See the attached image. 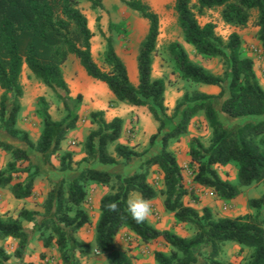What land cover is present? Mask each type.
<instances>
[{
  "label": "trees",
  "instance_id": "obj_1",
  "mask_svg": "<svg viewBox=\"0 0 264 264\" xmlns=\"http://www.w3.org/2000/svg\"><path fill=\"white\" fill-rule=\"evenodd\" d=\"M82 1L93 8L103 9V0H0V149L11 155L7 168L0 170V188H10L16 199L33 196L34 180L16 182L20 172L18 163L33 162V155L44 165L52 167L56 156L77 127L79 117L70 109L73 101L63 66L71 55L78 58L87 75L104 83L118 102L134 107H147L159 123V132L150 139L155 145L162 134L161 150L148 161L164 174V206L179 223L191 224L195 234L184 238L170 231H161L146 220L137 223L127 211V201L139 193L149 201L158 192L147 181V174L138 171H119L96 168L120 167V161L132 164L141 155L134 148L120 143L124 120L106 118L103 110L89 115L94 127L84 143V164H94L81 170L73 169V155L60 158L61 170L69 175L59 179L49 190L42 203L43 212L21 210L16 218H0V241L15 239L19 242L15 256L17 264L25 261L29 245L37 233L49 232L44 247L56 244L63 264H82L77 254L88 255L92 246L80 242L76 233L91 224L90 215L82 207L88 187L99 185L111 188L102 197L100 218L95 226V244L106 255L108 264H134L128 254L116 247L115 238L127 228L142 242L163 239L170 247V255L155 254L157 264H232L219 260L226 243H235L250 251L246 264H264V193L250 199L254 213L241 217L216 219L209 207L202 215L188 206L185 199L192 195L184 184L183 169L176 156L168 151L170 140L184 136L193 118L200 113L212 129V138L206 146L193 139L190 148L189 168L194 182L211 190L220 200L231 202L239 198L245 188L264 181V89L254 71L251 58L241 57L242 40L233 33L224 42L208 23L200 25L195 15L193 0H176L178 23L184 41L205 60L219 59L226 66L223 76L215 75L194 62L182 44L170 45L169 54L182 79L196 85L214 86L217 95L202 92L186 93L178 101L172 116L173 124L166 129L167 107L164 79H154L153 63L160 34V18L142 0H119L128 9L148 21L149 30L139 47L137 56L138 86L130 78L128 68L116 52L114 41L107 38L103 70L92 54L93 32L88 19L79 8ZM199 10L222 8L223 21L234 27H246L251 11L258 10L259 41L264 49V0H197ZM109 29L121 31V25L110 23ZM123 33V32H122ZM51 90L68 112L65 119L53 120L44 98L38 100L43 129L35 143L29 133L18 128L24 89L21 76L24 68ZM78 99H81L79 96ZM114 146L112 154L110 148ZM234 165L238 184L224 180L218 166ZM40 167V166H38ZM117 210L112 211L110 204ZM34 223V228L23 222ZM11 256L0 248V264H9ZM33 264V263H29Z\"/></svg>",
  "mask_w": 264,
  "mask_h": 264
},
{
  "label": "rangeland",
  "instance_id": "obj_2",
  "mask_svg": "<svg viewBox=\"0 0 264 264\" xmlns=\"http://www.w3.org/2000/svg\"><path fill=\"white\" fill-rule=\"evenodd\" d=\"M147 4L151 10L156 12L160 18V34L157 42V49L154 55L153 63V78L164 79L167 83L165 93V105L167 107L166 129L169 130L173 124L172 116L174 109L179 100L183 98L186 93L202 92L206 94L217 95L220 89L206 90L200 85L182 79L180 73L175 68L169 54V47L173 43H180L186 49L189 57L196 63L202 65L208 71L215 75L223 76L226 72V66L222 60L213 59L205 60L197 55L195 51L185 43L183 33L178 23V15L176 12V0H142ZM195 7V15L200 25L204 26L211 23L215 26L216 34L224 41L228 42L233 33H238L242 40L241 57L251 58L254 62V71L256 69L257 78L260 85L264 89V49L259 41L260 28L257 25L259 18V11L252 10L251 18L246 27H234L226 24L222 19V8L199 10L197 7V0H193ZM104 8H93L91 3L82 1L79 8L88 19L89 27L94 36L92 39V54L95 62L105 71L108 67L104 63V53L107 45V38L111 37L114 41V46L118 55L125 62L132 83L138 86V70H137V56L141 43L146 38L149 30V23L143 19L137 12L128 9L119 0H103ZM110 23L121 25V31L110 30ZM123 32V33H122ZM64 77L69 85L72 99L70 102V109L79 117L77 127L68 133L67 139L63 143H68L67 147H61L60 152L51 159L52 167L42 165L41 167L33 165V162L18 163L20 172L16 175V182H28L29 179L37 180L41 176H47L51 188L54 183L67 177L69 172L61 170L60 158L65 153L70 152L73 155V169L81 170L87 167H93L94 164H84L82 162L81 154L84 150V143L90 131L94 128L90 122L89 115L92 111L103 110L106 117L111 119L113 115L118 114L124 120L125 134H123L120 143H140V148L137 152L140 157L132 164H125L123 160H119L120 167H107L106 169L112 171L114 169L125 172L138 170L147 174V181L158 192V205L163 204L165 200L164 191V174L157 166L148 165L147 161L161 150L162 134L156 140L155 145H151L150 139L153 135L159 132V123L151 116L147 107H142L139 110H130L132 106L118 102L115 96L111 93L108 87L91 77H89L81 65L78 58L71 55L68 61L63 66ZM21 84L24 89V96L22 98V110L18 119V128L29 133L30 139L37 142L41 136L43 129V120L39 113L38 100L44 98L48 104V110L53 120L61 121L65 119L68 112L64 109L51 90L37 80L27 68H24L21 76ZM2 91L0 89V97ZM81 99H78V97ZM134 107V106H133ZM126 124V125H125ZM198 139L204 145H208L212 138V129L205 120L204 114L200 113L193 118L188 127L186 135L177 139L170 140L169 143H191L193 139ZM62 143V144H63ZM146 143V144H143ZM145 145V146H143ZM181 146L180 159H177L183 169L184 184L192 195L185 199L188 206H191L199 211L202 215L204 207L211 204V211L214 218L219 219L223 217H241L254 213V210L249 207V200L259 198L264 193V181L259 185L251 186L243 190L242 195L234 203H222L212 191L207 188H200L194 182V175L189 168V163L185 162V154L187 147L183 149ZM71 149V150H70ZM113 155L114 146L110 148ZM176 156V155H175ZM34 163L41 161L32 156ZM177 158V156H176ZM13 161L10 154L0 149V170L7 168L8 164ZM97 168V167H96ZM218 173L224 180H228L232 184H238L237 168L234 165L218 166L216 167ZM91 186L88 187L90 189ZM87 189V190H88ZM5 192L0 194V218H16L19 206L13 203L14 195L10 188H4ZM111 191V188H109ZM42 191V190H40ZM43 192V191H42ZM135 197H141L139 193H133ZM41 207L40 202L35 199H30L29 202ZM91 198L86 200V204L91 205L90 217L91 224H88L84 229L76 233V238L80 242L88 243L92 246V250L88 255L77 254L82 264H108V258L104 254H96L95 244V227L96 212L93 209ZM213 204V206H212ZM87 207V206H84ZM24 209V208H23ZM40 212V211H38ZM43 212V208H42ZM167 212V211H166ZM153 216V217H152ZM151 222L157 225L161 230H167V226L173 230L178 236L190 238L195 234V229L191 224L179 223L173 217V214L167 212L166 214L151 215ZM24 227H33L34 223L24 221ZM30 229V228H29ZM49 232L37 233L32 243L37 244L38 247L44 245V238L48 237ZM123 242L125 246L117 247L119 250L128 254L134 264H157L155 254L163 252L170 255V247L163 239L155 242L144 243L139 238L127 233L123 235ZM29 245L26 253V263L35 261L36 264H63L62 261L57 260L60 252L54 243L51 247L46 248V252L39 251L38 247L32 248ZM19 242L15 239H7L0 241V248H4L11 256L9 264H17L18 259L15 252L18 248ZM250 251L242 249L239 245L229 243L227 248H223L219 256V260L225 263L232 264H246ZM49 260V261H47ZM61 260V256H60ZM42 261H44L42 263ZM34 264V263H33Z\"/></svg>",
  "mask_w": 264,
  "mask_h": 264
},
{
  "label": "crops",
  "instance_id": "obj_3",
  "mask_svg": "<svg viewBox=\"0 0 264 264\" xmlns=\"http://www.w3.org/2000/svg\"><path fill=\"white\" fill-rule=\"evenodd\" d=\"M26 68V67H25ZM255 72H257L256 71V69H255ZM130 75V74H129ZM200 86H202L203 88H205L206 90H213V89H216L217 87H214V86H205V85H200ZM139 109H142V107H131V109L130 110H139ZM115 117H120V118H122L120 115H118V114H115V115H113V117H111V119H113V118H115ZM107 118V117H106ZM108 119V118H107ZM111 119H108V120H111ZM123 119V118H122ZM126 125V124H125ZM126 128V127H125ZM124 128V132H123V134H125V129ZM68 143H63L62 144V147L64 148V147H67L68 145H67ZM122 144H125V145H128V146H130V147H132V148H134L136 151L140 148V143H122ZM143 144H146V143H143ZM181 144H183V149L184 148H186L187 147V153L185 154V162H187V163H190V161H191V157H190V148H191V143H187V146H186V143H168V151L169 152H172L174 155H176L177 156V159H180V156H179V153H181ZM143 146H145V145H143ZM71 150V149H70ZM81 158L83 159L85 156H86V154H85V152H83L81 155ZM39 159V158H38ZM38 164V166H42L43 164H42V162H40V163H37ZM96 167H98V168H100V169H106V167H101V166H96ZM50 175H47V176H41V177H39V178H37V180H35V184H34V192H33V196L31 197V198H28V199H16L15 197H14V199H13V203L16 205V206H19L20 207V210L18 211V213H17V216H18V214H19V212L21 211V210H23V208L25 209V210H28V211H30V212H38V211H40V212H42V208L41 207H38V206H36V205H34V204H32V202L30 201L29 202V200L30 199H35V201H37V202H40V204H42L43 203V201L45 200V198H46V196H47V193L49 192V190L51 189V186H50V184H49V180H48V177H49ZM199 186V185H198ZM200 188H204V187H202V186H200ZM40 190H42V191H40ZM88 191V194H87V198H86V200H88L89 198H91V203L90 204H92L93 203V209H95V212H96V220H95V223L93 224L94 225V227L96 226V223L98 222V220H99V218H100V202H101V199H102V197L103 196H105L106 194H108L109 192H111L110 190H109V188L108 187H104V186H99V185H91V187H90V189H88L87 190ZM5 192V190H4V188H0V194H3ZM212 194L214 195V196H216L213 192H212ZM217 197V196H216ZM131 198H137V197H135L134 195H131ZM218 198V197H217ZM219 199V198H218ZM238 199V198H237ZM236 199V200H237ZM220 200V199H219ZM236 200H233V201H231V202H224V201H222V200H220L222 203H234ZM151 202V206H152V215H160V213H163V214H166L167 215V212H166V209H165V206H164V199H163V204L161 205V206H159L158 205V203H159V201L157 200V198H155V199H153V200H151L150 201ZM208 205V207L210 208L211 207V204H207ZM84 206H87V207H84ZM90 206L91 205H88V204H86V202L83 204V209L85 210V211H87V213L90 215L91 213H90V210H89V208H90ZM212 206H213V204H212ZM16 216V217H17ZM153 217V216H152ZM152 217H151V215L147 218V221H148V223L150 224V225H152V226H154L155 228H157V229H159V227L157 226V225H154L152 222H151V220H152ZM174 217V216H173ZM92 220V219H91ZM24 226H26L25 224H24ZM32 226H34V224L32 225ZM87 226V225H86ZM85 226V227H86ZM169 226V225H168ZM167 226V231H172L173 229L171 228V227H168ZM84 227V228H85ZM26 228H30V229H33V227H29V226H27ZM84 228H82V229H84ZM163 228L164 227H162L161 228V231H165V230H163ZM160 230V229H159ZM127 233H129V234H131V235H133V236H135L136 238H138L135 234H133L131 231H129L127 228H123L120 232H119V234L116 236V238H115V243H116V246L118 247H123V246H125V243L123 242V235H125V234H127ZM176 234V233H175ZM34 244L35 243H32L31 244V247L30 248H32L33 246H34ZM232 244V243H231ZM235 244V243H234ZM228 245H229V243H226L225 245H224V248H227L228 247ZM35 246H37L38 247V243L37 244H35ZM124 248V247H123ZM38 249H39V251H41V252H46L47 251V249L44 247V245H42L41 244V246H39L38 247ZM57 260L58 261H61L60 260V256L58 257L57 256ZM47 261H49V260H47ZM44 261H42V263H43ZM31 263H34V264H36L35 263V261H31Z\"/></svg>",
  "mask_w": 264,
  "mask_h": 264
},
{
  "label": "clouds",
  "instance_id": "obj_4",
  "mask_svg": "<svg viewBox=\"0 0 264 264\" xmlns=\"http://www.w3.org/2000/svg\"><path fill=\"white\" fill-rule=\"evenodd\" d=\"M109 207L112 211L117 210V205L115 203L110 204ZM127 211L137 223H143L152 215L151 202L142 197H130L127 201Z\"/></svg>",
  "mask_w": 264,
  "mask_h": 264
},
{
  "label": "built area",
  "instance_id": "obj_5",
  "mask_svg": "<svg viewBox=\"0 0 264 264\" xmlns=\"http://www.w3.org/2000/svg\"><path fill=\"white\" fill-rule=\"evenodd\" d=\"M95 253L98 254V255L101 254L100 251L97 250V249H95Z\"/></svg>",
  "mask_w": 264,
  "mask_h": 264
}]
</instances>
